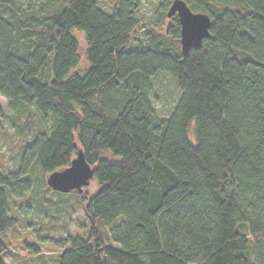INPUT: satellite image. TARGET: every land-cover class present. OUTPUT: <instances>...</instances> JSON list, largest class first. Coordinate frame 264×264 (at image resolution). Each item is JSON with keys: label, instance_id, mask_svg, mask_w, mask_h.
Returning <instances> with one entry per match:
<instances>
[{"label": "trees", "instance_id": "1", "mask_svg": "<svg viewBox=\"0 0 264 264\" xmlns=\"http://www.w3.org/2000/svg\"><path fill=\"white\" fill-rule=\"evenodd\" d=\"M172 1L147 18L141 0H0V95L46 121L0 171V264H18L2 237L10 198L79 149L97 183L75 190L91 226L52 264H264V0H184L211 20L185 54ZM158 73L179 90L166 115L150 98Z\"/></svg>", "mask_w": 264, "mask_h": 264}, {"label": "rangeland", "instance_id": "2", "mask_svg": "<svg viewBox=\"0 0 264 264\" xmlns=\"http://www.w3.org/2000/svg\"><path fill=\"white\" fill-rule=\"evenodd\" d=\"M39 0H19L24 6ZM116 0H98L107 9ZM159 0H141V14L149 18ZM150 91L152 104L159 115H166L174 106L179 90L175 80L166 73H158L152 78ZM0 108L3 118L0 124V171L14 169L23 147L30 142L38 129L46 121L37 114L33 106H20L12 109L0 95ZM110 159L112 156L105 152ZM32 188L22 198L11 199L10 213L17 217V224L2 234L9 250H13L18 264H52L58 252L67 247L65 237L85 238L91 226L83 210L77 208L79 194L72 190L60 192L46 184L47 174L36 165L30 172ZM97 188L91 178L84 187L90 194ZM38 242L39 255L31 252L27 242ZM11 251V252H13ZM16 254V255H15ZM6 257H13L6 254ZM10 259V258H8ZM12 259V258H11ZM10 259V260H11Z\"/></svg>", "mask_w": 264, "mask_h": 264}, {"label": "water", "instance_id": "3", "mask_svg": "<svg viewBox=\"0 0 264 264\" xmlns=\"http://www.w3.org/2000/svg\"><path fill=\"white\" fill-rule=\"evenodd\" d=\"M176 15L180 23V47L185 54L191 47L199 46L209 36L211 20L208 14L195 12L184 0H173L167 10V16ZM93 168L79 149L70 164L61 170L49 173L46 184L53 190L69 192L82 191L93 177Z\"/></svg>", "mask_w": 264, "mask_h": 264}]
</instances>
